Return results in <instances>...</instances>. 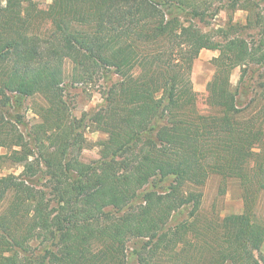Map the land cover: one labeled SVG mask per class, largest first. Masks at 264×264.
Returning <instances> with one entry per match:
<instances>
[{"label":"trees","instance_id":"16d2710c","mask_svg":"<svg viewBox=\"0 0 264 264\" xmlns=\"http://www.w3.org/2000/svg\"><path fill=\"white\" fill-rule=\"evenodd\" d=\"M214 1L53 0L45 10L0 1V107L45 102L26 134L20 116L0 110V159L22 169L0 177V264H127L129 240L136 264H264V224L248 194L264 192V157L255 151L262 126L242 121L230 81L234 68L243 75L251 64L264 77V0ZM223 9L246 12L244 26L230 16L233 35L203 32L198 24ZM201 50L218 51L205 115L190 78ZM65 62L75 83L118 77L103 90L102 109L72 117ZM87 129L106 135L90 163L81 159ZM213 173L244 191V210L219 222L202 220L201 192L184 189ZM154 179L170 183L133 205ZM185 208L188 218L170 225Z\"/></svg>","mask_w":264,"mask_h":264},{"label":"rangeland","instance_id":"374dc122","mask_svg":"<svg viewBox=\"0 0 264 264\" xmlns=\"http://www.w3.org/2000/svg\"><path fill=\"white\" fill-rule=\"evenodd\" d=\"M2 3L4 0H0ZM39 9L45 10L53 0H33ZM217 0L213 2L216 6ZM232 17L233 23L239 26H244L246 12L238 10L236 12H228L227 10H220L216 16L208 19V22L198 24L203 32H209L215 36L222 33L217 30H225L228 36L234 33L228 29V18ZM41 31L47 26L43 24ZM36 28V27H35ZM243 31V32H242ZM217 32V33H216ZM242 35H246L247 31L239 28ZM252 33V32H251ZM249 36V35H247ZM218 55L217 50H201L198 57L194 60L191 69V82L194 92L197 94L195 103L196 110L199 114L205 115L212 111L209 104L208 93L206 90L207 83L211 80L214 67L212 59ZM64 84H63V100L68 104L69 111L72 117L80 118L83 113L96 112L103 107V90L112 82L118 80V77L111 73H103L92 79L90 82L75 83L71 80L72 63L65 62L63 65ZM245 74L242 75V68L236 67L232 70L230 81L232 89L236 92L237 103L242 110L241 119L252 120L253 123H261V130L264 141V99L261 93V84L264 83L263 70L251 64L246 67ZM135 74V72H133ZM24 104L20 110H17L10 105L7 108L0 107V110L5 111L6 116L16 117L20 116L21 123L18 124L19 129L24 134L29 132L30 126L39 122L36 112L40 107L45 106L44 99L39 96H33L24 100ZM259 113L260 117L256 114ZM106 139V135L100 132L85 131V144L81 152V159L85 163H90L100 158V141ZM261 152L264 157V142L255 150ZM7 153L4 148L0 149V156ZM21 167L11 163L9 160L0 159V177L9 174L19 175ZM170 183L169 179H154L148 183L138 196L134 199L133 205L141 203V193L145 191L164 192ZM188 189H197L201 192V205L198 211L199 217L202 220H209L212 222H219L225 215L233 213H241L244 210V191L240 182L235 178H222L219 174L213 173L208 176L202 186L195 188L187 185ZM251 199H253V213L257 221L264 224V192L257 191L254 187L250 188L248 192ZM189 209L185 208L175 213L172 217L170 225L177 224L188 218ZM217 224V223H216ZM38 242H30L31 248H36ZM133 241H128L126 244L127 250V264H136L137 261L132 255L135 248ZM260 255H264V244L261 247Z\"/></svg>","mask_w":264,"mask_h":264}]
</instances>
